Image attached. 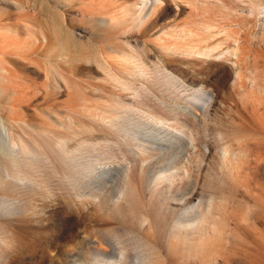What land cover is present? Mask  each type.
<instances>
[{"label": "rangeland", "instance_id": "rangeland-1", "mask_svg": "<svg viewBox=\"0 0 264 264\" xmlns=\"http://www.w3.org/2000/svg\"><path fill=\"white\" fill-rule=\"evenodd\" d=\"M61 1L59 6L53 4L57 12L51 11V16L61 19L68 29H74L80 39L75 50L91 56L95 53L110 56L114 74L105 72L92 58L73 59V52L71 57L70 53L66 56V62H58L52 50L56 43L53 38L47 49L36 50L27 59L14 63L9 56L13 62L10 66L30 84V98L21 103V107L8 109L10 99L6 93H0L3 107V117H0V240L6 238L17 245L13 264H107L113 259L120 264L119 249L125 254L122 264H133L138 257L152 251L154 264H264V13L254 23L250 56L238 65V73L229 74L223 54L208 58L204 69L199 65H193L195 69L191 65V68L181 57L185 63L161 61L153 47L156 27L167 25L168 19L173 18L179 28L190 27L182 22L186 8L177 15L170 4L172 7L167 6L145 33L121 34L114 29L106 32L107 35L100 26L91 27L88 21L76 20L80 19L78 11L101 15L97 2ZM226 1L233 3H230L232 6L236 3L237 7H233L242 10L243 15L239 17L242 22L250 12L251 0L250 3L248 0ZM0 5L15 12L10 3ZM4 13L0 9V16ZM46 16L41 13L38 21H46ZM232 20H227L226 25L233 24L227 29L225 26V32L219 36L222 37L220 46L232 43L237 26L233 22L236 19ZM67 43L71 45L69 39ZM127 54L135 56L138 71L141 68L139 72H146L143 77L130 76L125 66L115 61ZM164 67L176 81L165 80L168 73ZM149 78L151 81H147ZM200 89L214 96L200 121L185 116L180 110L176 119H170L173 113L165 109L168 103L193 100ZM162 98L168 100L163 107L159 102L165 101ZM155 102H159L158 107ZM193 102L201 104L199 100ZM195 110L200 112L197 107ZM111 116L116 118L115 122L109 118ZM160 119L165 128H171V124L179 138L177 143L149 158L138 143L143 142L145 136L151 144L155 130L159 131ZM189 133L192 141L183 155L178 156L184 150L185 140L189 141ZM13 141L21 155L14 150ZM224 145L230 156L226 161L220 150ZM136 151L145 154L136 169L142 174L139 191L135 198L124 201L120 194L122 173L115 170L102 174L98 169L108 165H134ZM173 162H176L177 174L168 181H156L158 174L171 170L166 168ZM94 189L98 196L90 197ZM138 213L146 216V222L139 221ZM179 222L192 225L181 227ZM182 235L193 242H203L197 251H187L186 244L176 242ZM95 246L105 252H95ZM5 250L0 241V255Z\"/></svg>", "mask_w": 264, "mask_h": 264}, {"label": "bare ground", "instance_id": "bare-ground-1", "mask_svg": "<svg viewBox=\"0 0 264 264\" xmlns=\"http://www.w3.org/2000/svg\"><path fill=\"white\" fill-rule=\"evenodd\" d=\"M75 1H78L80 3L86 2L89 4H91L92 2L93 3L97 2V4L99 5L98 7L102 11L101 12L102 14L100 13L101 15H96L95 13H92V12L91 13L90 12L84 13V12L78 11L77 13H79V14H77V15L80 16V19H76V20L88 21V23L90 24L91 27L100 26V27L104 28L103 30L105 31V33L112 31L114 29H116L121 34H124L128 31H136L137 33H145L150 28V25L152 24V22L155 21L156 18L160 17L161 14L163 13V11L165 10V8L167 6H169L170 4H172L173 9H175V12L177 13V15L182 14L186 8V10H187V12L185 11L186 16L184 14L185 17H182V18H184L182 20V22L184 24L187 23L188 25H190V27L189 26L188 27L181 26L179 28L178 27L179 25L177 26L174 24V21L176 18L168 19L167 25H163L160 28L156 27V29L158 31L155 32V36L153 38V47H154L155 51L158 53V55L161 56V61L167 62L169 60H171V61L175 60V61H179L180 63L186 62L190 66L191 65L192 66L193 65H197V66L199 65L200 68L204 69L203 68L204 63L207 61L208 58H214L215 56L223 54L222 57L225 58L229 74L234 73L236 71L238 65L240 63L242 64L243 63L242 61H245L250 56L251 51L253 49V48L251 49V44H252L251 39H252V37L255 36V35L253 36V34H255L254 33V29H255L254 23L256 22L255 21L256 19H259V15L264 13V0H251L250 12L246 13L245 18H243V19H245L244 21H243V19H241L242 22L239 21V17H242V15H243L242 10H240V9L238 10V9L233 7L236 3L232 6L231 4H233V3H231L230 1H229V3L227 1L225 2V0H138V1H131V0H75ZM239 1H242V0H239ZM1 2H4L6 4L10 3V5L15 10L14 13H11L6 6L0 5V9L5 12L3 14V16H0V93H4V94L6 93L8 95V97L10 99V102L7 106L8 109L21 107L20 104L23 103L25 100L30 98V89H29L30 84H29V82L27 81V79L25 77L20 75L21 73L14 66H10V64L13 62L16 63V61H19L21 59H27L30 55L34 54V52L36 50L47 49V47L51 43L52 38L56 42L52 46V50L54 51L53 53H55L56 58L59 60L58 62H60V63L66 62L67 61L66 56L70 53V57H71V53L73 52L72 53L73 59L81 58V59L89 60L92 58L98 64V66L101 67L105 72H108L109 74H114L112 71L110 61L108 59V57H110V56L107 57V56L103 55V53H95V55L91 56V55L79 52V49H78V51L75 50V49H77L76 48L77 45H79L80 39L74 33V29H72V28L68 29L67 27H65L66 25H64L63 22L60 21L61 19H56L54 16H51V15H53L52 12H57L56 6L53 7V4H56L59 6V3L62 2L61 0H0V3ZM236 2H237V0H236ZM248 2H249V0H248ZM235 6L237 7V5H235ZM246 6H248V4ZM246 6H245V8H246ZM240 7H242V6H240ZM248 7H250V6H248ZM41 13L47 15L46 19H45L46 21H44V20L38 21L39 15ZM49 16L51 17L50 20L48 19ZM63 16H64V14H63ZM174 17H175V15H174ZM232 19L233 20L236 19V21H233ZM227 20H232L234 22L235 26L236 25L237 26H236V31H235L236 33H234V35L232 34L233 36L231 35L232 36V43H230L229 46L227 44L226 47H224V46H220L219 40L222 37H219V36H222L223 35L222 33L225 32L224 31L225 26H227L226 29L228 28V26H232V25H230L232 22H230L229 25H226L227 23H229ZM179 21L181 22V20H179ZM187 24H185V25H187ZM98 31H100V30H98ZM104 31H102V32H104ZM94 32H95V29H94ZM68 39L71 42V45L68 44L69 42L67 43ZM151 39L152 38H150V40ZM9 56L13 57V59H14L13 62H12V60H10ZM134 57L135 56L133 54H131V55L127 54L126 56H123L120 58L118 57L117 58L118 60L116 59L115 61L122 63L125 66V69H127L126 71L128 72V74L130 76H136L137 75L138 77L139 76L143 77L146 72L145 73L142 71L139 72L141 70V68L138 71V66L133 60ZM179 57L185 58L186 61L184 60L185 62H183V60H181V58H179ZM30 61L32 62V59ZM2 62L8 63V65L3 66ZM75 63H77V62H75ZM142 66H144V65H142ZM184 66H186V65H184ZM192 66H191V68H192ZM156 68H158V67H156ZM193 68L195 69L196 66H193ZM164 69H167V68L164 67ZM164 71L166 72V70H164ZM168 71H169V69H167L168 75H167V77H165V80H167L169 82L176 81L177 78L172 77V75L170 74L171 72L169 73ZM153 73H154V71H153ZM236 73H238V71H236ZM22 75H24V74H22ZM56 75H58V74L56 73ZM147 76L145 77L146 79H147ZM237 76H238V74H237ZM148 77H152V76H148ZM157 78L159 79V76ZM149 80H150V78L147 81H149ZM237 80L238 79H236V81ZM62 81H64V80H62ZM157 82H159V81L157 80ZM238 82L239 81H237V84H236L237 86H238ZM154 83H156V82L154 81ZM160 84H163V83H160ZM233 84H234V82H233ZM239 85H241V84H239ZM130 87L132 88L131 85H130ZM139 87H141V85H139ZM171 87H174V86L171 85ZM234 87H236V86H234ZM142 88H143V85H142ZM149 88L151 89V85ZM149 88H147V86H146V89H149ZM154 88H157V87L155 86ZM166 88H167V85H166ZM170 88H168V89H170ZM144 89H145V86H144ZM165 90H167V89H165ZM147 91L150 93L149 90H147ZM172 91H173V89H172ZM38 92H41V91H38ZM209 92L200 89V91L198 93H195V95L193 96L194 99L193 100L191 99L192 101L186 100L187 101L186 103H176L175 102L172 104L173 106L171 104H170L171 105L170 106L169 103H168V105L165 104L166 101H168L167 99L165 100V98H162L165 100L164 102L162 100L161 101L158 100V101L161 102L162 104H164V105H161V107L167 105L165 109H168L170 112L173 113V116L170 119H172V120L176 119L175 115L180 110L182 113H184L185 116H187V117L189 116L198 122V120L205 114L206 111L209 110V108L212 105L211 103H212L214 96H213V93H209ZM31 93H33V91ZM151 93H152V91H151ZM137 95H138V92H137ZM137 95L135 93L134 97H136ZM141 96H143V95H141ZM149 96H152V95L150 94ZM155 97H157V96L155 95ZM173 98H174V96H173ZM137 99H138V97H137ZM157 99H160V98H157ZM155 100H156V98H155ZM194 100L195 101L199 100L201 102V104L194 103L193 102ZM170 101H172V100H170ZM159 102H158V104H159ZM155 104H157V103L155 102ZM158 104H157V107H158ZM87 107L89 108V106H87ZM196 107L200 110L199 113L195 110ZM2 108L3 107L0 106V117H3L2 112H1ZM128 109H130V108H128ZM132 112H134V110ZM128 113H129V111H128ZM130 113H131V111H130ZM136 113H138V111ZM97 115H100V114L98 113ZM156 115H157V113H156ZM114 116H116V115H114ZM154 116H155V114H154ZM116 117H119V115ZM120 117H122L121 114H120ZM109 118L114 120V118H112V116ZM109 118L107 117V119H109ZM138 118H139V116H138ZM152 118H153V116H152ZM161 118L164 119V117H161ZM139 119H141V118H139ZM163 119H160L159 131L155 130L156 132L153 135V140L151 141V144H148L149 141L147 142V139L145 138V136H144L143 140L140 138V140H142L143 142L138 141L139 142L138 145L141 147L142 152L147 153V156H149V158L157 155V152L160 149L162 150V148H164V147L167 148V147L177 143V139L179 138L178 133L176 131H173L171 124H170L171 128L169 126H168V128H165L163 126L164 125ZM143 120H145V119H143ZM111 121H110V123H112ZM115 121H116V118H115L114 122ZM133 121H135V120L133 119ZM148 121H150V120H148ZM125 122H127V121H125ZM152 124H154V123L152 122ZM132 125H135V124H132ZM3 126H2V129H3ZM117 126H116V128H117ZM146 126H148V125H146ZM154 126H156V125H154ZM183 127H186V125ZM140 128H138V129L142 130ZM144 128H147V127H144ZM136 129H137V127H136ZM154 129L155 128H152V130H154ZM7 131L9 132V130H7ZM46 132H48V131H46ZM134 132H135V130H134ZM136 132H138V131H136ZM159 133H161V134H159ZM6 134H7V132H6ZM11 134H12V132H11ZM136 134L134 133V135H136ZM134 135L130 134V137H132ZM188 136H189V141L185 140L184 150L178 156H182L184 151L186 150L188 144L191 143L192 136L190 133ZM0 137H1V133H0ZM8 137H12V136L9 135ZM136 137H137V135H136ZM142 137H143V135H142ZM147 138L149 139V137H147ZM150 138H151V136H150ZM4 139H6V138H4ZM18 139H19V141L21 140L20 138H18ZM1 140H2V138H1ZM8 140H7V142H9ZM11 140H13V139L11 138ZM13 142L16 143V141H13ZM65 142H67V141H65ZM65 142L62 141L63 144ZM15 143H13V144H15ZM9 144H10V142H9ZM22 144H23V142H22ZM56 144H59V143L56 142ZM16 145H17V143L15 144V146ZM2 146H4V145H2ZM15 146H13V147H15ZM59 147H57V149L56 148L55 149L58 150ZM5 148H6V146H5ZM9 148L11 149V147H9ZM9 148H7V149H9ZM45 148H46V146H45ZM17 149L18 148L16 146V148L14 150H17ZM28 149H29V147H28ZM204 149H205V151H207L208 148L206 145L204 146ZM60 150L61 149H59V152H60ZM76 150H77V148H76ZM220 150H221L222 159L226 161L230 157L228 147L226 145H224V147ZM65 151H66V146H65ZM72 151H74V150H72ZM9 152H10V150H9ZM17 152H19V151L17 150ZM70 153H72V152H70ZM70 153L68 152V154H70ZM15 154H16V152H15ZM19 154H20V152H19ZM43 154H45V153H43ZM43 154H42V156H44ZM10 155H12V154H10ZM50 155H52V154H50ZM144 155L145 154H142L141 151H136L135 152V164L134 165L129 164V163L125 166H120V165L110 166V165H108V166H101L100 169H98V171L101 172L102 174H111L115 170H119L122 173L123 183H122V188L120 190V194L122 196L121 198H123L124 201L130 200L132 197L135 198V196H137V194H138L139 185L141 182L140 175L142 176V174H140L141 171H137L138 170L137 165L142 164V163L138 164V162L141 160V157ZM12 156H15V155H12ZM71 157H73V155ZM76 157H77V155H76ZM18 159H19V157H18ZM32 159H34V158H32ZM12 160L13 161L15 160L14 162H16L15 157H12ZM54 161H55V159H54ZM177 163H178V161H177ZM235 163H236V161H235ZM175 164H176V162H173L170 164V167L166 168L169 170L171 169L170 171H168V173L158 174L156 181L167 180L171 176L173 177L174 174H177L176 172L178 171V168L175 167ZM15 165L16 164H14V166ZM131 170H134V173ZM90 193H91V196L88 194L90 197L98 196V192H96V189H94V191H92ZM119 208L120 207H118V209ZM6 212H8V211H6ZM138 219L141 223H144L147 220L146 216H144L142 213H138ZM179 225L181 227H185V226H191L192 224L191 223L181 224V222H179ZM184 236L185 235H182L181 237L177 238L176 242L178 244L179 243L186 244L187 245L186 246L187 251H197L198 247L203 242V240H198L197 242H193L189 239L190 237L188 239H186ZM0 241L6 247V250L4 252H2V254L0 255V264H13L16 261V254H14V246H17V245H14V243L11 240L6 239V238H2ZM202 247L203 246H201L200 250L203 249ZM1 250H3V249H1ZM94 250H95V252H97V251H99L101 253L105 252V250H101V247H99V246H95ZM200 250L198 252H200ZM150 251H152V250H150ZM116 252H118V251H116ZM151 253L150 252L145 253V254L141 255V257H138L137 262L133 263V261L132 262L130 261V263H133V264H154L153 263V257L151 256ZM118 254H119V255H117V256H119L118 261H120V264H122V261H123V258L125 257L124 256L125 254L123 251L120 252V249H119ZM112 255H114V254H112ZM206 260H208V259H206ZM116 261H117V259L109 260L107 264H117Z\"/></svg>", "mask_w": 264, "mask_h": 264}]
</instances>
